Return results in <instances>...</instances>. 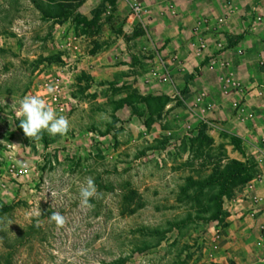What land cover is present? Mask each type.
<instances>
[{
	"label": "rangeland",
	"instance_id": "1",
	"mask_svg": "<svg viewBox=\"0 0 264 264\" xmlns=\"http://www.w3.org/2000/svg\"><path fill=\"white\" fill-rule=\"evenodd\" d=\"M257 6L0 0V264H264V199L251 216L264 190L248 188L264 138ZM29 95L68 119L66 135L23 134ZM232 161L244 169L227 180Z\"/></svg>",
	"mask_w": 264,
	"mask_h": 264
},
{
	"label": "clouds",
	"instance_id": "2",
	"mask_svg": "<svg viewBox=\"0 0 264 264\" xmlns=\"http://www.w3.org/2000/svg\"><path fill=\"white\" fill-rule=\"evenodd\" d=\"M54 92L52 86H48L47 93ZM17 116L20 118L19 127L23 134L29 139H38L43 133L51 137L63 136L70 130L68 119L63 115H57L55 110L48 106L41 96L29 95L19 101ZM97 189L92 178H88L86 183L79 189L81 203L90 206V200L95 197ZM55 194H51L54 197ZM36 216L41 214L40 209L34 213ZM49 222L56 227H63L66 223L65 217L59 212L54 211L49 215Z\"/></svg>",
	"mask_w": 264,
	"mask_h": 264
},
{
	"label": "built area",
	"instance_id": "3",
	"mask_svg": "<svg viewBox=\"0 0 264 264\" xmlns=\"http://www.w3.org/2000/svg\"><path fill=\"white\" fill-rule=\"evenodd\" d=\"M259 19V17H257ZM201 47H205V42H201L200 44ZM218 47L219 49L223 48L222 46V42H219L218 43ZM238 53H242V49H238ZM222 67H225L227 66V64L225 62H222L221 63ZM210 67L211 68H214L215 67V60H213L212 62H210ZM225 81L226 82H231V79L230 78H225ZM259 95H263V91L262 89L258 90L257 92ZM52 99L53 101H57V96L55 93L52 94ZM60 101H57V103H59ZM61 110H63L64 108V105L60 103V106H59ZM206 107L205 106L203 108V110L205 111L206 110ZM208 109V108H207ZM206 112V111H205ZM249 117H252L253 116V113H249L248 114ZM255 149L257 150L256 152V158H257V163L259 165V170L255 176V178H253L252 180H250L248 182V188L249 190L251 191H254L256 189H263L264 190V138L262 137L260 140H259V145L255 147ZM264 197L263 195H254L253 198H251V203H252V208H253V211L251 212V216L255 218V215L257 214V212L260 211V209L254 211V208H256L255 206H257L261 201H263ZM259 227L261 229L264 230V221L263 222H259Z\"/></svg>",
	"mask_w": 264,
	"mask_h": 264
},
{
	"label": "crops",
	"instance_id": "4",
	"mask_svg": "<svg viewBox=\"0 0 264 264\" xmlns=\"http://www.w3.org/2000/svg\"><path fill=\"white\" fill-rule=\"evenodd\" d=\"M253 15H255V16H257V17H259V19H260V21H261V23H260V25L261 26H263L264 25V23H263V21H264V9H262V8H260V6L258 7H254V12L252 13V16ZM255 25H257V22L255 21ZM258 28V27H257ZM257 30H259V31H257V32H254V33H258L259 35H260V37L263 39V46H264V28H258ZM251 32V31H250ZM251 43H253V42H251ZM248 47L249 46H251L252 44H250V42L249 43H247L246 44ZM246 45H245V42H244V40L242 39V40H240V41H238V44H237V46L238 47H241L243 50H242V53H243V55L241 56L240 55V57L239 58H241V59H243L242 60V62H248L247 61V58L246 57H244V55L248 52V50H249V48H247L246 47ZM250 51V50H249ZM263 52H260V54L262 55V56H264V54H262ZM225 54V53H224ZM254 88L255 87V89L256 88H258V90L259 89H261L260 87H257V85H256V83L254 82V84L252 83V85H251V88ZM255 89L254 90H249V92L251 93V94H254V96H255ZM262 89H264V86L262 87ZM248 94V93H247ZM250 94V95H251ZM247 96V95H246ZM247 98V97H246ZM250 106V105H249ZM249 106H247L248 107V109H250V107ZM205 107V106H204ZM243 107H246V105H244ZM206 112L205 113H207V112H209V109H207L206 108V110H205Z\"/></svg>",
	"mask_w": 264,
	"mask_h": 264
},
{
	"label": "trees",
	"instance_id": "5",
	"mask_svg": "<svg viewBox=\"0 0 264 264\" xmlns=\"http://www.w3.org/2000/svg\"><path fill=\"white\" fill-rule=\"evenodd\" d=\"M232 164H233V167L231 168V171L228 173V176L226 177L227 180L236 179V177L239 175V172L244 169L242 164L237 161H232Z\"/></svg>",
	"mask_w": 264,
	"mask_h": 264
}]
</instances>
